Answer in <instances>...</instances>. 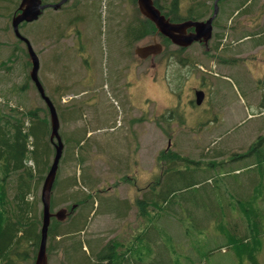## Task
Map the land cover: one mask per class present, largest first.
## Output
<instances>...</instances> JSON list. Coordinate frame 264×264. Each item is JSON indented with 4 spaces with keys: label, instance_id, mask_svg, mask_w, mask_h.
Segmentation results:
<instances>
[{
    "label": "rangeland",
    "instance_id": "1",
    "mask_svg": "<svg viewBox=\"0 0 264 264\" xmlns=\"http://www.w3.org/2000/svg\"><path fill=\"white\" fill-rule=\"evenodd\" d=\"M17 1L0 0V64L9 69L6 74L4 68H0V97L9 98L7 101L10 100L12 106L27 112L35 108L44 109V104L30 85L24 93L13 92L14 88L18 92V87L25 82L24 68L27 63L26 48L17 42L10 25L12 6ZM191 1L183 0L178 18L188 15ZM256 1V5L263 7L262 11L251 8L249 14L241 16L236 12L235 18L224 21L220 26L222 28L213 30L209 52L206 53L199 45L179 51L170 44L155 59L154 69L149 68V61H139L133 51L137 46L149 44L150 37L155 34L139 41L134 47L126 44L124 39V28L137 18L130 0H67L57 10L46 9L37 21L27 24L20 31L38 56V77L57 109L66 112L76 109V113H80L73 120L68 118L67 113L65 117H60L59 133L64 132L62 137L67 142L68 151L59 163L51 199L54 212L65 208L69 213L76 202L72 199L83 200L88 194L93 197L94 209L74 212L73 215L81 214L85 218L78 220L76 225L82 226L83 221L86 223L71 239L64 240L63 236L72 226V219L62 222L65 223L59 228L62 239L56 238L62 243L60 246H74L79 240L83 244L99 241L102 245L119 243L130 250L136 245L135 241L129 245L136 229L143 227L146 220L137 215L134 205L125 211L124 219L110 213L109 207L106 212L105 206L110 203L120 205L123 201L134 203L157 172L156 158L160 154L170 150L190 160H198L212 144L218 145V149L227 146L226 150L236 152L240 146L245 149L250 145L254 128L258 127L257 130L264 133V121L260 119L261 114L264 116V109L260 106L264 102V44L257 45L256 39L258 41L260 36L255 41L252 36L243 38L242 43L239 37L243 29L253 31L264 28V0ZM158 2L167 7L170 0ZM233 7L229 4L225 11ZM207 18L202 16L199 22ZM231 22L236 32L233 36L228 34L232 32L228 26ZM163 39L158 36L159 43L164 47L166 43L162 42ZM195 61L201 62L197 68L202 66L204 72L191 71ZM235 65L238 67L233 69ZM202 75L206 80L203 83ZM198 83L204 84L205 90L215 91L216 88L222 93L221 100L225 104L219 106L214 100L209 111L207 107L198 109L200 106L190 104ZM173 90L178 92L172 93ZM207 95L213 99L212 93ZM2 107V112L9 113L6 106ZM217 111H223L220 118L214 116ZM207 122L213 124L212 128ZM77 137L78 145L75 144ZM53 156L54 150L49 158L50 164ZM80 157L84 159L82 163L77 160ZM25 164L35 168L31 159H27ZM257 172L250 170L247 173L255 176ZM234 177V174L227 176L222 184L216 186L219 197L222 189L225 195L232 196L236 186L233 188L234 184L231 187L226 184L234 182ZM240 179L241 176H238L235 181ZM42 182L32 193L38 201L36 217L41 210ZM2 185L6 188L15 186V176L5 179ZM8 194L12 198V192ZM9 206L13 207L12 203L6 202V207ZM199 210L200 213H197L202 216L203 212ZM245 211L238 216L246 217ZM164 218L162 227H168V230L160 234L159 240L172 247L174 256L188 260L193 251L207 253L208 246L204 245L207 235L203 240V236L193 231L188 222L181 220L180 228L174 219ZM209 241L212 246L213 239L209 238L206 243ZM262 243L264 245V241ZM150 248L143 244L131 253L150 259L153 252L156 254V249L151 254ZM83 250L87 251V248ZM216 251V256L222 254L228 259L226 264H236L228 248ZM61 252V249L52 251L48 264H68ZM193 258H197L196 255ZM256 260L258 264H264V248L256 252Z\"/></svg>",
    "mask_w": 264,
    "mask_h": 264
},
{
    "label": "trees",
    "instance_id": "2",
    "mask_svg": "<svg viewBox=\"0 0 264 264\" xmlns=\"http://www.w3.org/2000/svg\"><path fill=\"white\" fill-rule=\"evenodd\" d=\"M20 1L13 4L11 19L17 14ZM41 1L43 5H48L56 4L60 0ZM215 1L193 0L191 1L193 5L190 4L188 8V15L181 18H178L177 15L183 0H170L167 7L159 4L158 0H153V4L171 23H181L185 21L199 22L202 16L210 18L213 14ZM226 1L222 0L217 4L218 11L212 23L213 30L222 28L220 26L224 21L227 22L229 19L235 18L236 12H238V16H241L249 14L251 8L254 11H262L263 8L256 5V0H253V2L251 0H235L236 2L228 3ZM247 3H249V6H246ZM130 4L134 7L137 18L124 28L123 36L126 44L128 43L134 47L139 41L153 35L155 28L152 23L139 14L136 0H130ZM229 4H233L234 7L225 11V7ZM228 24L229 30L232 31L228 34L233 36L236 33L234 23ZM26 26V23L21 24L19 31ZM244 30L239 35L242 38H240L241 43L247 37L252 36L253 41H255L254 39L260 36L258 41L256 39V43L258 46L264 44V28L252 29L253 31ZM21 35L25 37L23 33ZM160 37L164 38L159 35ZM17 42L23 44L18 40ZM162 42L166 43L164 46L165 51L171 43L166 38ZM25 56L27 60V63H25L26 68H24L25 82L18 87V92L17 88L13 89L15 93H24L28 89V85L34 87L29 77L31 64L27 50ZM200 63L195 61L192 64V69L194 68V71L200 72L201 69L197 68V64ZM0 68H4L5 72L9 71L4 64H0ZM6 74L8 73L6 72ZM40 83L43 86L41 81ZM261 86L263 87V83H260ZM43 89L45 95L55 107L58 120H61V116L65 117L66 113L70 120L78 117L80 113H76V109L68 112L64 109L58 110L57 105L48 96L44 87ZM212 95L213 99L211 98V100L213 101L220 98V93H212ZM7 99L9 98L0 97V176L2 175L0 179V264H34L40 242L41 210L38 213L39 217H36L35 208L38 201L32 193L37 191L40 182L44 180L51 165L49 158L53 153L56 141L50 140L49 113L41 98L44 109L35 108L27 112H22L18 107L12 106L10 100L7 101ZM2 106H6V111L9 113L2 112ZM260 106L264 109V102ZM77 107L81 106L77 105ZM220 112L223 111L215 112L214 116L220 118ZM260 119L261 122L264 121L262 114ZM209 125L212 128L213 124L209 123ZM254 129L255 132L252 135L250 145H247L245 149L240 146L236 152L226 150L227 146L218 149V145L208 144L211 145V148L205 152L203 151L205 148L202 149L203 152L198 160H190L177 152L164 151L156 158L157 172L155 171L152 180L147 183L148 185L146 189H143L142 195L139 198L136 197L134 203L123 201L120 205L117 203L106 205V212H108L109 207L110 213L122 219H124L125 211L130 210L134 205L137 208V215L146 220L143 227L136 229L134 238L129 243L130 245L135 241L136 245L130 250L124 249L126 246L119 243L107 242L106 245H102L99 241H96V243L87 241L83 244L79 240L75 242L74 246H60L62 243L60 244L56 238H61L59 228L65 223L51 219L47 234V259L52 251L57 252L58 249H61L60 255L64 257V261L68 264H179L167 258L168 254L165 255V253L168 252L170 247L159 240L160 234L168 230V227L164 229L165 227H162L161 223L163 219L165 220L164 217L168 216L174 219L177 225L181 220L188 222V226L203 236V240L206 235L208 239H213L212 246L211 241L207 244L208 239H205L204 245L208 246L205 255L211 256L215 254L214 252H217L216 249L226 247L234 256L233 258L237 264H245V262L247 264H258L255 250L258 251L264 248L262 243L264 241V209L259 207L264 201V133L257 130L258 127ZM59 136L63 144L62 156L59 162L61 163L68 149L65 146L67 142L62 137L64 132L61 131ZM75 139V144L78 145L79 137ZM27 159L32 160L34 169L26 166ZM77 160L81 163L84 161L83 157ZM250 170L252 172L258 171L257 175L252 176V174L247 173ZM232 174L235 176L234 182H227L226 186L231 187L234 184L233 188L236 186V189L232 191L231 197L225 195L222 189L219 197L217 194L219 188H216V186L222 184L223 180ZM13 175L15 176L16 185L7 186V188L3 186L2 182ZM238 176H241L240 181H235ZM53 186L55 187V185ZM9 191L12 192V198H9ZM92 198L87 194L83 200L72 199L76 201L75 210L69 211L66 222L68 219H72L73 224L69 226L67 234L63 236L64 240L71 239L76 235L75 233L80 231L82 226H85L86 221H83L81 222L82 226L77 224V227L76 222L78 220L82 221V219L85 220V218L81 214V217L73 214L77 210L80 212L93 210L94 200ZM6 202H11L13 207H6ZM230 204L240 208L236 211L238 212L237 215H240L241 212L245 211L244 208H247L248 210L244 213L247 216L240 218V216L234 214L235 211L230 208ZM53 206L51 199L50 210L52 213L54 212ZM199 208L203 212L202 216L199 214ZM145 243L152 247V249L150 248L151 254L155 249L156 254L153 252L150 259H145L140 254L133 256L131 251L137 250L139 246L141 248L143 244L146 245ZM92 244H95V246H92ZM83 248H87V251ZM163 259L166 261L163 262ZM178 261L181 264H192L191 261L185 258L184 260L180 258ZM200 262L205 264V261Z\"/></svg>",
    "mask_w": 264,
    "mask_h": 264
},
{
    "label": "water",
    "instance_id": "3",
    "mask_svg": "<svg viewBox=\"0 0 264 264\" xmlns=\"http://www.w3.org/2000/svg\"><path fill=\"white\" fill-rule=\"evenodd\" d=\"M67 0H61L54 5H43L41 0H21L18 6L17 14L11 19V28L16 39L25 44L31 69L29 77L34 87L39 94L45 106L48 109L50 120V140L56 141L54 145V157L52 163L44 177L40 189V203H41V227H40V242L35 256L34 264H48L46 254L47 234L51 219L57 222H65L68 212L65 208L59 209L52 213L50 210L51 193L55 182L59 161L62 156L63 144L59 136V120L56 114L55 107L45 95L44 89L38 78L39 59L29 41L23 37L19 32V26L23 23H32L37 21L43 14L44 10L51 8L57 10ZM214 2L213 14L204 22L185 21L181 23H171L166 19L160 11L154 6L153 0H136V5L139 14L150 23L153 24L156 33L150 37V44L143 47H136L134 54L137 58L145 60L149 57L152 59L162 53V46L159 43L158 35L166 38L170 43L178 48H188L193 43H201L206 50L208 49V42L212 38V22L215 19L218 11L217 3ZM192 30V32H189ZM153 68V65L151 66ZM202 93H196V104L199 105L202 100ZM74 209L72 206L71 210Z\"/></svg>",
    "mask_w": 264,
    "mask_h": 264
},
{
    "label": "crops",
    "instance_id": "4",
    "mask_svg": "<svg viewBox=\"0 0 264 264\" xmlns=\"http://www.w3.org/2000/svg\"><path fill=\"white\" fill-rule=\"evenodd\" d=\"M264 205V203H262L261 205H259V207H261V206H263ZM230 208H232V210H234L235 211V213H237L238 214V212H236V211H238L240 208L238 207V208H236V207H234V205H232V204H230ZM264 209V208H263ZM234 213V214H235ZM236 214V215H237ZM238 216V215H237ZM251 229V228H250ZM186 240H187V238H186ZM185 240V242L187 243V241ZM187 245H189L188 243H187ZM170 247V249L168 250V252H167V258H170L171 260H173V261H175V263H178L177 261L181 258H179V255H176V256H174L173 254H175V253H173V249H172V247L171 246H169ZM255 247V246H254ZM256 252H257V250H255ZM215 254H213V255H211V256H209V257H215L216 256V254H217V252H214ZM191 254H193V255H191V257L188 259L189 261H191V263L193 264V263H198V264H201V262L200 261H205V264H210L211 262L213 263V264H223V262H222V260H223V258H225V264H226V262L228 261V259L226 258V257H223V255L222 254H220V256H216L215 257V259H208L207 257H206V255L204 254V253H202V252H198V251H193V252H191ZM224 254V253H223ZM194 255H196V257L197 258H193V256ZM219 255V254H218ZM234 257V256H233ZM217 258V259H216ZM234 261H235V259H234ZM233 261V262H234ZM258 263V262H257ZM232 264V263H231ZM235 264V263H234ZM236 264H237V262H236Z\"/></svg>",
    "mask_w": 264,
    "mask_h": 264
},
{
    "label": "flooded vegetation",
    "instance_id": "5",
    "mask_svg": "<svg viewBox=\"0 0 264 264\" xmlns=\"http://www.w3.org/2000/svg\"><path fill=\"white\" fill-rule=\"evenodd\" d=\"M189 32H192V30H190ZM195 45H199L200 47H203L200 43L193 44L192 46H195ZM209 51H210V50H209ZM209 51H208V52H209ZM147 61H149V60H147ZM236 67H238V66L235 65L233 69H235ZM191 71H194V70L191 69ZM201 81H202V83H203V81H206V80H205L203 77H201ZM175 89H176V88H175ZM214 89H215V91H214V90H205V89H204V84L198 83V86L194 89L195 91L193 92V93H194V96H193V97H195V93H196L197 91H202V93H203V96H202V103H201L200 107L197 106L198 109L201 108V107H202V108H203V107H207L206 110L209 111V107H211V105L214 103V101L211 100L212 97H209V96L207 95V93H220V92H218V90H217L216 88H214ZM173 92L177 93L178 91H177V90H173L172 93H173ZM221 95H222V93H220V98L217 100L219 106L223 103V101L221 100ZM189 103H190V104H194V103H195V98H194V100L191 99V101H190ZM223 104H225V103H223ZM215 106H217V104H215Z\"/></svg>",
    "mask_w": 264,
    "mask_h": 264
}]
</instances>
